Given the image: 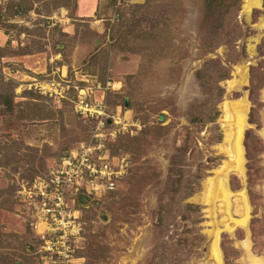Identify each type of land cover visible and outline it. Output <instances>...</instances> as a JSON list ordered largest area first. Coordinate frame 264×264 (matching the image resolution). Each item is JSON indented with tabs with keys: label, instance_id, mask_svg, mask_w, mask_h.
I'll return each instance as SVG.
<instances>
[{
	"label": "rangeland",
	"instance_id": "374dc122",
	"mask_svg": "<svg viewBox=\"0 0 264 264\" xmlns=\"http://www.w3.org/2000/svg\"><path fill=\"white\" fill-rule=\"evenodd\" d=\"M254 5L247 10L239 0L219 22L203 17V0H0V95L8 99L0 103V261L45 264L27 189L89 139L92 121L73 108L75 87L88 86L86 97L125 115L127 131L100 141L111 162L122 158L126 166L111 190L66 192L81 224L74 264L142 263L168 156L186 136L197 158L208 159L185 198L200 206L203 235L187 264H217L211 251L220 264H264V0ZM206 59L228 72L218 81L216 142L207 140L210 123L193 124L184 113L191 98L202 97L195 70ZM251 75L258 105L250 116ZM51 79L56 87L40 91ZM106 80L115 88L101 90ZM134 171L147 174L136 205L107 208L119 191L132 196ZM213 238L219 252L214 241L210 248Z\"/></svg>",
	"mask_w": 264,
	"mask_h": 264
},
{
	"label": "trees",
	"instance_id": "16d2710c",
	"mask_svg": "<svg viewBox=\"0 0 264 264\" xmlns=\"http://www.w3.org/2000/svg\"><path fill=\"white\" fill-rule=\"evenodd\" d=\"M238 1L203 0V17L208 19L210 16L216 15V19L221 22L223 16L229 15L232 8L237 9ZM27 9L28 7L25 6L22 10L25 11ZM227 74L225 65L213 59H206L195 70L202 97L200 99L191 98L184 111L188 118L187 120L193 124L198 123L202 126L205 123H210V135L207 139L209 142H216L220 138L218 126L214 121L218 114L215 104L223 92V88L218 81L226 77ZM249 81V98L252 103L249 115L251 116L258 103L251 96L255 85L252 75ZM256 82L261 81L256 79ZM0 103H8L6 96L0 95ZM85 118L93 123V118ZM250 133L251 129H248L245 135L247 158H249V149L246 140ZM156 134H158L157 131ZM188 138L186 136L183 142L175 146L168 156L166 174L162 180L161 190L156 196L153 223L155 230L154 240L147 254L143 257L141 264H187L186 260L190 252L194 251L193 247H198L201 240H203V235L198 231L199 226L197 225L202 219L200 206L197 203L186 201L185 198L197 189L199 179L207 168L208 159H203L202 155L197 158V153L199 154L200 150L195 143H189ZM189 155L193 158L192 161H189ZM146 178V173L134 171L127 180L129 185L127 189L130 188L129 192L133 191L132 196L124 195L123 191H119L116 201L114 199L109 201L107 208L111 207L112 204H116L120 210L124 209L126 205L135 206L137 203L135 196L139 186ZM121 214V218L126 219L124 213L121 212ZM179 225L181 226L180 228H178ZM0 264H6V262L0 261Z\"/></svg>",
	"mask_w": 264,
	"mask_h": 264
},
{
	"label": "built area",
	"instance_id": "2783aa9c",
	"mask_svg": "<svg viewBox=\"0 0 264 264\" xmlns=\"http://www.w3.org/2000/svg\"><path fill=\"white\" fill-rule=\"evenodd\" d=\"M48 83L58 84L51 79L37 87L42 92L50 93ZM109 86L115 88L113 82L106 80L100 89ZM75 88L74 111L81 116L93 118L89 139L79 141L44 175H36L27 189L28 196H35V219L37 224H41L37 231L38 250L45 264H74L73 251L81 224L78 210L66 202V192L88 194L111 190L126 166L122 158L116 163L111 162L102 151L100 141L106 134L115 136L127 131L125 115L120 111L109 112L102 98L86 97L91 87ZM52 90L55 92V88Z\"/></svg>",
	"mask_w": 264,
	"mask_h": 264
},
{
	"label": "bare ground",
	"instance_id": "6f19581e",
	"mask_svg": "<svg viewBox=\"0 0 264 264\" xmlns=\"http://www.w3.org/2000/svg\"><path fill=\"white\" fill-rule=\"evenodd\" d=\"M245 1V0H244ZM258 2V0H246V9L248 10L249 8H250V5H254V4H256ZM255 6V5H254ZM243 7H244V3H243ZM244 8V9H245ZM247 12V11H246ZM245 12V13H246ZM249 12V11H248ZM248 14V13H247ZM226 107V108H225ZM225 110H227L228 108H227V105H225ZM223 181V180H222ZM221 181V183H219L220 185H221V187H222V189H224V187H225V185H224V183ZM214 183H209L208 182V191H209V193H211V192H214L213 191V189H214ZM220 187V188H221Z\"/></svg>",
	"mask_w": 264,
	"mask_h": 264
},
{
	"label": "water",
	"instance_id": "95a60500",
	"mask_svg": "<svg viewBox=\"0 0 264 264\" xmlns=\"http://www.w3.org/2000/svg\"><path fill=\"white\" fill-rule=\"evenodd\" d=\"M213 241L215 242V246H216V248H217V252H219L218 247H217V244H216V238H213V240L210 242V248H211V245H212ZM210 250H211V249H210ZM211 255H212L213 258L215 259V262H216L217 264H220L219 253H218V257H217V258H215V256L213 255L212 251H211Z\"/></svg>",
	"mask_w": 264,
	"mask_h": 264
}]
</instances>
